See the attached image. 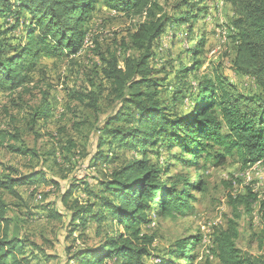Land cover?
I'll return each instance as SVG.
<instances>
[{
    "label": "trees",
    "instance_id": "16d2710c",
    "mask_svg": "<svg viewBox=\"0 0 264 264\" xmlns=\"http://www.w3.org/2000/svg\"><path fill=\"white\" fill-rule=\"evenodd\" d=\"M100 1L103 6L127 15L147 11L148 20L131 35L136 56H127L123 61L116 56L104 59L103 74L120 107L98 133L97 154L89 163L98 177L89 176L93 183L71 181L57 203L60 209L52 208L56 204L42 208L53 221L68 218L71 230L66 239L77 233L83 237L96 227V237L102 241L97 247L86 245L77 250L76 239L72 246L65 247L67 256L73 253L74 264H146L145 258L150 256L149 249L156 238L143 233V229L155 223L152 214L163 219L185 215L195 200L191 190L203 194L207 189L201 177L195 178L196 185H191L188 174L169 178V169L151 160L149 149L177 148L181 154L175 159L180 162L189 157L195 161L204 155L208 159L212 157L210 149L217 146L223 151L214 156L218 163L234 156L245 168L264 162V0H227L235 16L232 29L237 47L233 68L254 82L259 92L244 94L226 76L217 73L214 78L199 82L197 108L189 117L177 114L182 97L188 93L187 84L176 82L168 86L158 77L164 69L151 66L171 27L166 18L151 19L154 0H0V87L15 92L29 84L40 57L79 54L92 30L90 15ZM192 11L199 10L192 6L191 16L187 14L190 12L181 14L171 29L194 24ZM188 72L191 69L179 71L181 79ZM168 89L174 92L165 97ZM98 100V94L92 96L89 107L96 110ZM50 115L51 105L44 104L35 117L46 119ZM6 136V132L0 134L2 138ZM119 150L131 153L132 159L112 169L98 168L101 163H119ZM14 151L22 156H36L25 148ZM40 183L54 189L61 187L56 181L47 180L44 172L0 177V264H31L38 258L34 243L20 239L17 231L11 233L13 220L5 195L18 201L22 208L24 198L18 188ZM79 191L83 196L75 197ZM233 203L235 208L243 206L246 213L252 214L259 196L249 190ZM109 227L114 228L112 232ZM238 237L236 223L230 222L227 229L217 231L211 252L221 264H260L237 247ZM198 243V237L180 240L171 257L161 263L194 264L198 257L192 251ZM204 264L213 263L206 260Z\"/></svg>",
    "mask_w": 264,
    "mask_h": 264
},
{
    "label": "rangeland",
    "instance_id": "374dc122",
    "mask_svg": "<svg viewBox=\"0 0 264 264\" xmlns=\"http://www.w3.org/2000/svg\"><path fill=\"white\" fill-rule=\"evenodd\" d=\"M154 2L151 19L166 18L171 27L181 14L190 12L187 13L190 15L192 6L193 10H199L192 11L196 22L190 27L168 28L169 33L160 42L151 65L156 70L164 69L158 77L165 80L166 85L176 82L187 84L185 92L188 93L177 107L178 116L185 118L194 112L199 82L204 78L212 79L217 73L226 76L244 94L259 92L254 82L233 68L237 47L232 29L235 16L227 0ZM95 7L96 11L90 15L92 30L79 54L63 58L40 57L37 69L30 74L29 84L15 92L0 87V134L7 133L5 138L0 137V177L11 173L13 176H25L44 172L47 180L61 185L58 189L41 183L19 187L24 198L22 208L18 201L5 195L10 206L9 216L13 220L11 233L17 231L16 236L20 239L34 243L38 258L31 264H74L73 253L67 256L65 250L66 246H72V240H77V250L86 245L97 247L102 242L96 237L95 226L83 237H78L77 233L66 239L71 230L68 218L53 221L46 217L47 211L42 208L56 204L52 208L60 209L61 205L57 203L70 183L85 180L93 183L94 179L89 176L98 177L95 169L89 167L97 154L98 133L106 119L120 107L111 95L110 82L103 74L106 68L104 59L116 56L123 61L127 56H136L137 52L131 47V35L148 20L147 11L127 15L103 6L101 1ZM182 69H191L185 74V79H181L179 73ZM173 92L168 89L164 95L168 97ZM96 94L99 100L94 110L89 105L90 98ZM44 104L51 105V115L38 119L36 111ZM71 144L76 145L73 148ZM20 148L29 149L36 156H22L14 151ZM158 150L149 149L150 158L169 169V178L188 174L191 185H196L195 178L201 177L207 189L203 194L200 190H191L195 200L185 215L163 219L152 214L155 223L143 229V233L156 238L149 249L150 256L145 258L146 264H162V259L171 257L177 242L193 237L201 239L195 252L192 251L198 257L194 264H204L206 260L221 264L211 252L213 238L220 228L227 229L230 222L238 227L237 247L244 255L264 264V162L245 168L234 156L218 163L214 156L223 151L217 146L210 149L212 157L206 159L207 155H204L195 161L191 157L180 162L176 160L177 154H181L177 148ZM118 152L119 163L110 161L108 166L101 163L98 168L112 169L132 159L131 153ZM191 162L195 163L194 166L190 165ZM249 190L259 196V203L252 214L246 213L243 206L235 208L233 203L237 196H243ZM82 196L80 191L75 193V197ZM113 229L109 227L110 232ZM50 256H55V260L50 261Z\"/></svg>",
    "mask_w": 264,
    "mask_h": 264
},
{
    "label": "crops",
    "instance_id": "0c3cea01",
    "mask_svg": "<svg viewBox=\"0 0 264 264\" xmlns=\"http://www.w3.org/2000/svg\"><path fill=\"white\" fill-rule=\"evenodd\" d=\"M54 257H55V256H50V261H51V260H55Z\"/></svg>",
    "mask_w": 264,
    "mask_h": 264
}]
</instances>
